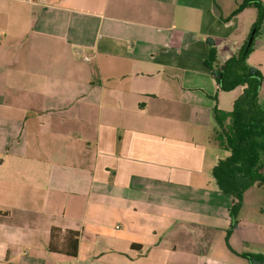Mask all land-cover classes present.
Returning <instances> with one entry per match:
<instances>
[{
	"label": "crops",
	"instance_id": "crops-1",
	"mask_svg": "<svg viewBox=\"0 0 264 264\" xmlns=\"http://www.w3.org/2000/svg\"><path fill=\"white\" fill-rule=\"evenodd\" d=\"M243 1L0 0V264H264V186L231 228L212 176L230 96L207 59L248 40ZM253 40L264 77V20Z\"/></svg>",
	"mask_w": 264,
	"mask_h": 264
},
{
	"label": "trees",
	"instance_id": "trees-1",
	"mask_svg": "<svg viewBox=\"0 0 264 264\" xmlns=\"http://www.w3.org/2000/svg\"><path fill=\"white\" fill-rule=\"evenodd\" d=\"M247 6H255L258 9L253 27L254 39L264 20V3L261 0H244L236 12ZM250 37L251 35L240 49L218 68L213 67L216 60L215 48L211 49L207 59V64L213 69L222 90H232L240 85L244 87L243 93L236 98L230 111H223L217 105L213 107L216 127L210 136L213 146L229 152L226 157L217 160L212 169V176L219 190L234 198L231 207L234 220L231 228L235 226L236 218L243 207L245 191L254 185L264 186V106L260 96L263 74L247 63L254 43L252 40L249 44ZM79 236V231H63L53 227L49 249L51 252L76 257ZM256 259L264 261L259 256H256Z\"/></svg>",
	"mask_w": 264,
	"mask_h": 264
},
{
	"label": "rangeland",
	"instance_id": "rangeland-1",
	"mask_svg": "<svg viewBox=\"0 0 264 264\" xmlns=\"http://www.w3.org/2000/svg\"><path fill=\"white\" fill-rule=\"evenodd\" d=\"M251 10H252V16H251ZM257 15H258V9L254 6V7H250V8H246L245 9V11L244 12H242V18H241V26H240V28H239V30H238V34H237V36L235 35V37H237L239 40H241V39H244L243 37L244 36H241V35H244L245 34V31H243V27H244V25L246 24H249V22L251 23V19H252V17H254V18H257ZM254 27V26H253ZM255 28H252V30H251V34H252V32H253V30H254ZM250 54V53H249ZM256 68V67H255ZM258 69V68H257ZM264 78V77H263ZM262 85V84H261ZM243 91H244V87L243 86H237V87H235L234 89H232V90H226V91H224V93H222L223 94V96L224 95H227V96H230V99H229V97H228V99L227 98H221V102L219 103V105H220V107H222V108H226V107H228L227 109H229V110H231V109H233V106H234V102H231V98L233 99V98H235V100H236V98H238L242 93H243ZM223 92V91H222ZM217 105V104H216ZM219 107V106H218ZM223 156H222V158H224V157H226L228 154H229V152L228 151H224V150H222V153H221ZM259 247H262L261 246V243L260 244H258V243H254V245H253V248H256V250H259L258 248ZM254 251V253H258V252H255V250H253ZM260 258H262L261 260H263L264 259V256H259ZM253 261L254 260H258V259H256V255H255V257L253 256ZM249 261H252V260H249ZM255 263H257V262H255Z\"/></svg>",
	"mask_w": 264,
	"mask_h": 264
},
{
	"label": "water",
	"instance_id": "water-1",
	"mask_svg": "<svg viewBox=\"0 0 264 264\" xmlns=\"http://www.w3.org/2000/svg\"><path fill=\"white\" fill-rule=\"evenodd\" d=\"M254 33H255V29L253 30V32H252V34H251V37H250V39H249V44H250V43L252 42V40H253Z\"/></svg>",
	"mask_w": 264,
	"mask_h": 264
}]
</instances>
